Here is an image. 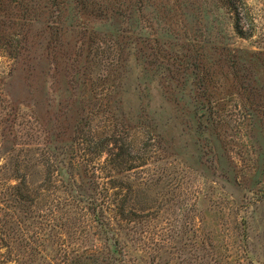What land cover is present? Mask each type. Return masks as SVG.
Instances as JSON below:
<instances>
[{"label": "rangeland", "instance_id": "obj_1", "mask_svg": "<svg viewBox=\"0 0 264 264\" xmlns=\"http://www.w3.org/2000/svg\"><path fill=\"white\" fill-rule=\"evenodd\" d=\"M140 1L135 35L127 27L118 44L98 20L84 19L94 35L86 48V84L78 95L82 120L69 134L75 147L68 152L76 165L72 164L71 180L85 175L82 171L95 172L108 188L109 196L102 203L113 230L106 235L95 230L86 205L60 190L64 186L54 172L53 181L48 180L53 162L45 130L48 120L57 115L55 103H49L48 96L38 98L40 77L30 78L17 69L0 47L2 264H74L80 256L92 259L89 255L95 249H108L111 255L103 256L106 262L94 256L92 264L96 260L99 264L264 261V206L259 209L250 202L246 210L237 201L241 199L237 187L225 180V175L232 176L223 170L226 161L222 168L217 166V133L222 134L225 154L239 162V179L252 167L254 157L240 126L241 104L234 81L219 68L217 54L209 53L210 49L200 53L204 40L217 43V20L208 30L199 26L189 32L193 41L187 47L167 33L171 26L173 34L181 32L177 26L187 17L181 14V0ZM165 1L173 5L170 15L159 7ZM245 1L256 24L255 34L241 39L228 30V37L235 46L255 49L256 41L264 39V0ZM128 41L134 43L136 59L128 61L117 95L112 88L121 77L116 62ZM167 74L172 79H166ZM93 88L97 90L90 97ZM176 112L182 113V121L174 119ZM148 113L166 136L160 139L151 126L141 124L145 118L137 117ZM77 181L75 195L78 190L87 193V186H78ZM245 217L251 227L250 249L259 254L257 262L244 254Z\"/></svg>", "mask_w": 264, "mask_h": 264}, {"label": "trees", "instance_id": "obj_2", "mask_svg": "<svg viewBox=\"0 0 264 264\" xmlns=\"http://www.w3.org/2000/svg\"><path fill=\"white\" fill-rule=\"evenodd\" d=\"M181 1V7H179L181 14L187 16L183 18L184 24L177 26L181 32L173 34L170 28L174 27L171 26L168 27L167 33L189 47L193 41L188 36L189 32L197 31L199 26L208 30L212 21L217 20V43L204 40L205 43L201 48L203 50L200 53L206 52L205 49H210L209 53L217 54L219 68L226 72L225 77L230 74L234 81L233 86L241 104L239 117L243 122L240 126H243L245 139L247 142L249 141L254 150L252 167L248 168V172L242 173L243 179H239L240 175L237 171L239 162L225 154V149L220 143L222 134L217 133V166L222 168L223 161H226L227 165L223 170H227L232 176L225 175V180L230 183L229 186L233 189L235 186L237 187L236 190L241 194V199L237 201L244 204L246 210L250 202L259 205L257 207L259 209L263 208L264 39L256 41L258 46H255V49H243L240 46H235V42L232 43L228 37V30L233 36L241 39L250 38L255 34L256 24L245 0ZM140 2V0H0V47L4 48L11 56L17 69L25 71L30 78L39 79L40 77L42 87L39 84L40 95L38 98L42 99L43 96H48L46 97L47 101L50 103L53 100L55 103L57 115L55 113L54 115L58 121L55 116H52L48 120L49 125L45 130V144L52 156L49 158L53 162L51 164L53 169H50L49 175L47 174L50 176L48 180L53 181L54 172L57 181L63 183L64 189L60 190L67 193L66 196L71 194L72 199L86 205L87 213L93 218L95 230L105 235L113 230L110 222L104 217L102 203L107 198L108 188L103 186L101 177L96 176L95 172L89 174L87 171H82L85 175L79 174V177L77 176L75 179L79 182L78 186L86 185L88 192L82 193L78 190L75 195V179L71 180L74 176L72 168L75 164L69 158L68 152L74 150L75 147L74 140L69 137V134L78 129L82 120L79 117L78 95L86 84L87 75L84 66L86 55H88L86 48L94 35L93 31L88 29L89 24L84 19L98 20L101 27L106 28L105 31H109L114 37V42L118 44L119 37H124L127 27H131L129 33L135 35L134 31L137 30L140 23ZM147 6L151 7L149 4ZM159 7L167 15H170V11L174 9L168 1L161 3ZM159 13L162 15L163 12ZM215 15H217V19ZM186 32L187 36H184ZM128 38H132V36H128ZM133 44V41H128L127 46L125 48L121 46L120 49L116 67L121 77L119 80L116 79L117 82L115 81L116 83L114 82L112 87L117 95L121 91L117 88L121 86L128 70V61H131V58L136 59V48ZM192 49L194 50V47ZM194 51L197 52L196 49ZM164 76L166 79H172L170 74ZM29 88L32 93V85H29ZM96 90L93 88L92 92L90 91V97ZM170 93L174 94V91H170ZM34 102L38 104L37 100ZM179 109L181 108L179 107ZM181 114L176 112L175 116L173 115L174 119L182 121L183 115ZM137 118L138 120L145 118L141 119V124L148 128L151 126V132L160 139L166 136V131L160 129V125L155 124L154 118L149 113L144 117L140 115ZM6 138L3 140L4 143L7 142ZM180 158L183 159L182 156ZM229 168L230 170H228ZM102 171L103 168L100 169V172ZM237 180L239 181L237 182ZM246 194L253 197L249 198L250 195L246 197ZM242 220L243 234L241 237L245 257L257 262L256 258L259 254L250 249V222L246 217ZM107 252L95 249L89 255L93 256L92 259L87 257V260L80 256L74 264H92L95 257L98 256H101L102 261L106 262L103 256L107 253V258H109L111 255L108 249ZM0 264L2 263L0 262ZM96 264H99L98 260H96ZM259 264H264V261H260Z\"/></svg>", "mask_w": 264, "mask_h": 264}]
</instances>
